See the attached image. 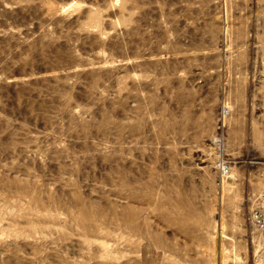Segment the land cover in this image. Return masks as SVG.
Listing matches in <instances>:
<instances>
[{
    "label": "rangeland",
    "instance_id": "obj_1",
    "mask_svg": "<svg viewBox=\"0 0 264 264\" xmlns=\"http://www.w3.org/2000/svg\"><path fill=\"white\" fill-rule=\"evenodd\" d=\"M263 201L264 0H0V264H264Z\"/></svg>",
    "mask_w": 264,
    "mask_h": 264
},
{
    "label": "built area",
    "instance_id": "obj_2",
    "mask_svg": "<svg viewBox=\"0 0 264 264\" xmlns=\"http://www.w3.org/2000/svg\"><path fill=\"white\" fill-rule=\"evenodd\" d=\"M222 170L224 172H228L229 168L227 166H223ZM249 223L251 226L260 229L264 232V201L259 202L258 205H255L249 214Z\"/></svg>",
    "mask_w": 264,
    "mask_h": 264
}]
</instances>
